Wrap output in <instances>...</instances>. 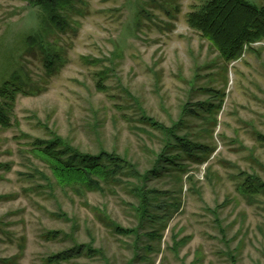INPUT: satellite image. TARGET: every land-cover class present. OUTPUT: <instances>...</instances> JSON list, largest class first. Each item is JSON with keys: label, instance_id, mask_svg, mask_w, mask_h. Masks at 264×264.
I'll return each instance as SVG.
<instances>
[{"label": "rangeland", "instance_id": "1", "mask_svg": "<svg viewBox=\"0 0 264 264\" xmlns=\"http://www.w3.org/2000/svg\"><path fill=\"white\" fill-rule=\"evenodd\" d=\"M31 1L0 0V86L16 77L22 88L12 126H0V264H48L90 242L99 253L64 264H264V191L242 190L244 171L264 182V39L227 63L189 25L203 0H82L66 30L43 33V11ZM46 50L61 55L52 68ZM100 72L107 91L97 88ZM210 88L226 93L217 122L204 112L183 116L186 103L216 102ZM143 115L167 127L182 119L179 135L215 147L206 162L186 157L183 172L170 167L148 181L171 196L162 199L181 202L153 252L152 227L139 230L130 206L140 203L136 177L100 181V190L64 186L33 152L36 138L57 135L86 153L127 157L144 173L166 148ZM107 216L143 237L115 233ZM174 234L191 240L175 251Z\"/></svg>", "mask_w": 264, "mask_h": 264}, {"label": "trees", "instance_id": "2", "mask_svg": "<svg viewBox=\"0 0 264 264\" xmlns=\"http://www.w3.org/2000/svg\"><path fill=\"white\" fill-rule=\"evenodd\" d=\"M81 1L35 0L30 3L42 9L40 31L47 33L57 29L66 30L70 26V12L72 9L74 10L76 3ZM188 22L191 27L200 31L217 48L227 63L242 57L246 43L264 39V5L259 7L245 0H203L200 6H195L194 11L188 14ZM137 26L139 27L141 24L138 23ZM29 38L36 43L38 42L33 36H29ZM41 48L45 50L42 44ZM61 59L59 53H52L49 50L47 52L46 50V65L49 68H52L56 61ZM99 77L97 88L101 91H107L108 88L105 85L106 72H100ZM15 79L16 77H13L0 86V126L2 127L12 126L11 118L16 99L22 91ZM207 91L214 93L216 102L212 100L201 102L194 109L190 108V103H186L182 107L185 113L182 115L203 116L201 112H204L217 122L215 113L223 107L226 93L225 90L214 88L207 89ZM142 120L151 123L153 127L163 132L166 148L161 151V154L153 152L156 155L155 161L151 168L146 169L144 173L139 170L137 164L130 162L127 157L107 151H101L99 154L86 153L72 147L57 135L50 139L36 138L33 143V152L50 166L54 175L64 186L76 187L81 185L88 190H100L102 188L100 181L119 180L118 176L124 174L136 177L138 181L132 183V192H135L140 203L130 206L135 210L139 220V230L144 225L152 227V231L147 232L145 236L151 240L146 245V249L148 252H153L155 249L153 242L164 239L163 232L180 210L181 202L180 198H173L174 202L162 199L165 196H167L165 198H171V196L169 193L156 188H150L147 184L148 181L153 177H158L162 172H166L170 167H178L183 172L189 166L184 163L186 157L198 163L206 162L215 152V147L193 140L186 134L179 135L177 131L181 128L182 119L180 122L174 123L173 127H167L147 115H143ZM242 176L244 178L242 184L244 194L252 197L264 191V182L257 175H251L244 171ZM178 179L182 181V176ZM103 221L111 228L113 227L117 234L130 236L135 233L137 241L143 237L139 230L124 228L108 216ZM49 236L58 237L53 231L49 232ZM178 236L179 234L173 236L175 251H178L180 247L185 246L191 240V237H185L177 241ZM92 244V242L76 244L71 248L52 254L45 259V262L64 264L83 254L95 255L99 253L100 250L94 249Z\"/></svg>", "mask_w": 264, "mask_h": 264}, {"label": "built area", "instance_id": "3", "mask_svg": "<svg viewBox=\"0 0 264 264\" xmlns=\"http://www.w3.org/2000/svg\"><path fill=\"white\" fill-rule=\"evenodd\" d=\"M247 48V47H246Z\"/></svg>", "mask_w": 264, "mask_h": 264}]
</instances>
